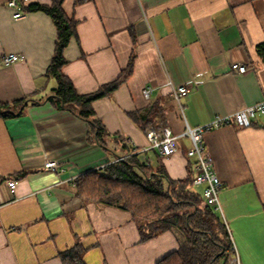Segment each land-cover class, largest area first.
I'll use <instances>...</instances> for the list:
<instances>
[{"label":"crops","instance_id":"crops-1","mask_svg":"<svg viewBox=\"0 0 264 264\" xmlns=\"http://www.w3.org/2000/svg\"><path fill=\"white\" fill-rule=\"evenodd\" d=\"M8 1L0 0V103L30 102L22 115L0 117V264H63L61 253L77 243L85 264H158L179 249L175 233L141 242L129 211L83 201L74 181L131 150L152 166L161 160L173 180L194 177L187 127L264 100V0H63L76 22L63 72L78 93L116 80L132 60L126 82L93 103L110 134L107 148L87 140L85 120L47 99L56 87L46 76L57 39L53 19L43 11L15 19ZM9 54L19 59L5 65ZM235 63L247 71L233 70ZM169 81L195 82L183 111ZM147 86L155 88L149 99ZM133 112L153 124L142 129ZM164 127L179 136L171 156L148 148L147 130ZM204 144L222 182L219 215L242 264H264V114L250 127H215ZM48 160L60 171L46 169ZM9 178L17 180L14 192Z\"/></svg>","mask_w":264,"mask_h":264},{"label":"trees","instance_id":"trees-1","mask_svg":"<svg viewBox=\"0 0 264 264\" xmlns=\"http://www.w3.org/2000/svg\"><path fill=\"white\" fill-rule=\"evenodd\" d=\"M83 1L76 0L77 3ZM62 4L63 0H53L52 5L33 3L27 8L30 12H45L57 28L55 52L46 73L47 77L56 81V87L47 99L85 120L89 124L87 140L107 148L110 134L98 118L93 103L110 96L126 82L132 73V60L116 80L92 93H78L63 72L67 64L64 51L76 35V22L65 14ZM258 51L264 58V43L259 45ZM29 102L23 99L11 104L0 103V117L22 115ZM129 117L142 129L153 124L152 118L140 112L129 113ZM25 175L17 174L15 178ZM193 187V177L173 180L161 160L158 165L152 166L136 150L107 164L101 173L88 172L74 181L75 195L83 201L129 211L141 242L165 231L175 233L179 249L158 264H228L233 251L228 228L222 217L203 203L202 194ZM60 257L63 264H85L80 243L62 252Z\"/></svg>","mask_w":264,"mask_h":264},{"label":"built area","instance_id":"built-area-1","mask_svg":"<svg viewBox=\"0 0 264 264\" xmlns=\"http://www.w3.org/2000/svg\"><path fill=\"white\" fill-rule=\"evenodd\" d=\"M35 2L37 0H9L7 6L13 11V17L15 19H21L26 14L27 8ZM18 59L19 57L17 55L9 54L4 56L3 61L5 65H10ZM232 69L240 74L247 71L245 66L239 65L238 63L233 64ZM194 84V81L179 85H174L171 81L167 83L181 111H183L182 99L189 94ZM154 91V87L147 86L143 89L142 93L146 99H149ZM258 114H264V100L228 115H218L208 124L193 128L187 127L182 135L188 137L190 140V147L186 150L185 154L189 159L194 160L195 175L193 177V186L203 187L202 197L205 203L218 214L222 215V208L219 201L222 182L214 170L212 157L206 151L204 136L207 131L223 125H236L240 128L250 127ZM146 136L149 142L148 148L158 150L162 156H171L178 151L177 141L179 136L173 134L168 127L160 130L150 128L147 130ZM44 167L53 172H58L61 169V165L53 160L46 161ZM6 184L11 192H14L17 188V180L15 179H7ZM232 250L228 264H242L233 241Z\"/></svg>","mask_w":264,"mask_h":264},{"label":"rangeland","instance_id":"rangeland-1","mask_svg":"<svg viewBox=\"0 0 264 264\" xmlns=\"http://www.w3.org/2000/svg\"><path fill=\"white\" fill-rule=\"evenodd\" d=\"M197 191L200 192L199 189H197Z\"/></svg>","mask_w":264,"mask_h":264}]
</instances>
